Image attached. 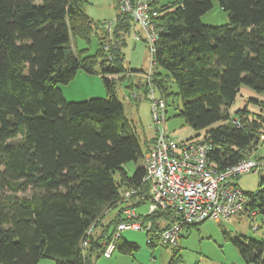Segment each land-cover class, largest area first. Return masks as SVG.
Returning a JSON list of instances; mask_svg holds the SVG:
<instances>
[{
  "label": "trees",
  "instance_id": "trees-1",
  "mask_svg": "<svg viewBox=\"0 0 264 264\" xmlns=\"http://www.w3.org/2000/svg\"><path fill=\"white\" fill-rule=\"evenodd\" d=\"M214 1L160 5L158 0L152 84L141 89L150 94L159 86L165 93L173 80L182 100L180 116L205 133L213 145L210 164L221 171L264 155V0H218L229 23L205 25L201 18ZM132 23L138 25L118 12L109 30L87 14L85 0H0V264L42 259L92 264L93 255H103L104 242L113 241L119 224L128 221L125 210L149 202L144 166L133 176L123 168L143 161L151 145H143L116 88L115 77L127 74L121 61ZM94 32L98 54L79 51L76 39L90 42ZM79 70L101 74L106 96L69 102L59 86ZM243 85L263 97L251 99L261 108L246 105L233 119L228 110ZM127 190H136L129 205L123 200ZM246 194L247 207L236 215H264V178L257 191ZM133 219L144 227L151 223L149 245L173 247L171 264L179 261L180 245H166L159 236L169 227V216L159 210ZM202 223L186 226L180 239ZM92 226L101 233L94 231L84 247ZM122 232L116 250L137 251ZM230 240L247 264H264V240L242 234Z\"/></svg>",
  "mask_w": 264,
  "mask_h": 264
},
{
  "label": "rangeland",
  "instance_id": "rangeland-1",
  "mask_svg": "<svg viewBox=\"0 0 264 264\" xmlns=\"http://www.w3.org/2000/svg\"><path fill=\"white\" fill-rule=\"evenodd\" d=\"M85 1L87 14L97 24H113L119 12L118 7H116V0ZM168 2L170 1L159 0L160 5ZM201 20L205 25L220 26L229 23V16L222 10L219 1L215 0L213 8ZM112 29L113 31L115 30V25ZM134 30H139V26L136 23H132V28L128 32L130 34L126 37V45L123 47L125 57L121 62L127 70V74L124 73L125 75L116 76L115 78L119 81L116 86L118 97L125 103L127 115L137 127L144 145L145 141L149 143L157 135L152 112V100L149 93L146 94L141 89L146 85L152 84V77L148 73L152 66V58L146 42L135 41ZM76 46L79 51L86 50L87 55H97L100 51L98 34L94 32L90 37V42L77 38ZM157 71L163 76L168 75L163 69L159 68ZM125 77L126 79L122 80ZM169 81L168 85H166L167 91L164 93L159 86H156L154 96L157 100L165 99L167 103V123L165 127L167 134L177 142L196 141L204 138L205 133L192 129L180 116L182 100L177 95L178 88L176 84L171 78ZM137 85L141 90L136 89ZM59 88L69 102H79L106 96L103 76L101 74H90L83 70H79L70 83L60 85ZM253 98L263 100L261 95L243 85L235 102L228 110L230 116L234 119L237 110L244 108L246 105L251 110L259 111L261 107L251 100ZM261 142H264V134L261 135ZM142 166H144L143 161L139 163L128 162L123 168L128 175L133 176L137 168ZM118 178L120 179V175ZM262 178H264V171L246 173L234 177L230 181L248 193L259 189ZM117 211L111 212L106 219L108 220L109 216H115ZM135 211L139 215L148 214L149 202L140 208H135ZM113 231L114 226L111 225L109 232L112 233ZM95 232L99 235L101 228H97ZM122 234L125 241L137 244L138 250L129 255H123L118 250H115L111 258H106L102 254H95L92 257V264H171L174 253H176L175 249L173 247H165L161 243H157L156 246L149 245V234L146 230L127 229ZM239 234L253 239L264 240V215L259 214L252 218L248 215H234L230 222L219 224L206 221L198 227H193L188 234L184 232L183 237L180 239L178 248L180 250L179 261L176 264H247L237 247L230 240L231 237ZM227 235H230V239L227 238ZM38 264H56V261L53 259H42Z\"/></svg>",
  "mask_w": 264,
  "mask_h": 264
},
{
  "label": "built area",
  "instance_id": "built-area-1",
  "mask_svg": "<svg viewBox=\"0 0 264 264\" xmlns=\"http://www.w3.org/2000/svg\"><path fill=\"white\" fill-rule=\"evenodd\" d=\"M118 3L119 12L130 15L138 23L139 30L134 38L146 42L153 63L159 40V33L154 25V19L159 16L158 0H118ZM113 24H107V28L110 30ZM106 48L107 46L104 47ZM153 70L151 66L148 72L150 77ZM149 96L157 129V135L143 160L146 171L144 182L149 186V213L161 210L169 216L171 223L159 234L160 240L166 245L177 246L186 226L205 221L230 222L234 215L245 211L249 197L230 180L246 173L264 171V155L261 159H244L233 167L217 171L211 166L209 158L213 145L207 143L205 137L196 141H175L165 130L166 101L155 99L154 91ZM135 194L136 190L124 192L123 200L128 202L127 205ZM124 213L128 221L119 224L113 241L104 242L103 255L106 258H111L114 254L115 239L122 231H149L152 228L151 223L144 227L141 221L133 219L136 215L134 209L129 208ZM94 231L93 226L88 230L84 247L89 245V237Z\"/></svg>",
  "mask_w": 264,
  "mask_h": 264
},
{
  "label": "crops",
  "instance_id": "crops-1",
  "mask_svg": "<svg viewBox=\"0 0 264 264\" xmlns=\"http://www.w3.org/2000/svg\"><path fill=\"white\" fill-rule=\"evenodd\" d=\"M155 137V136H154ZM154 139V138H153ZM153 139H152V141H153ZM152 141L151 142H149V144H151L152 143Z\"/></svg>",
  "mask_w": 264,
  "mask_h": 264
}]
</instances>
